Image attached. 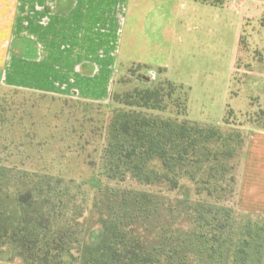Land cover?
Segmentation results:
<instances>
[{
    "label": "trees",
    "instance_id": "obj_1",
    "mask_svg": "<svg viewBox=\"0 0 264 264\" xmlns=\"http://www.w3.org/2000/svg\"><path fill=\"white\" fill-rule=\"evenodd\" d=\"M160 83L112 95L111 101L123 108L108 119L101 173L105 179L128 178L149 187L164 184L169 191L179 188L178 176L184 175L197 186L195 195L216 196L220 166L233 156L230 137L216 126L184 119L185 98L173 104L179 118L143 113L165 111V100L177 92L171 82ZM12 110L0 97V126L8 124ZM17 113L22 121L24 112ZM9 131L0 129V259L23 264H66L65 259L67 264H264L263 218L201 199L180 201L99 181L89 182L94 190L90 203L78 202L70 181L26 169L30 146L11 138L24 140L28 132L23 128L10 136ZM13 156L19 161L9 162ZM91 224L99 226L98 238L86 244Z\"/></svg>",
    "mask_w": 264,
    "mask_h": 264
},
{
    "label": "rangeland",
    "instance_id": "obj_2",
    "mask_svg": "<svg viewBox=\"0 0 264 264\" xmlns=\"http://www.w3.org/2000/svg\"><path fill=\"white\" fill-rule=\"evenodd\" d=\"M203 1L126 0L119 74L108 100L99 104L35 93L9 81L11 60L14 56L18 60L23 52L10 50L12 43L5 42L7 36L1 37L6 39L0 44L5 47L0 48V97L16 111L10 112L8 124L0 129L6 126L10 136L23 128L28 132L24 140L11 138L30 146L26 169L70 181L72 198L78 202L89 204L94 197L89 182L99 181L180 201L201 199L246 214L237 204L247 141L252 131H264V2ZM10 38L16 46L22 45V38ZM165 80L177 87L165 100L167 109L143 113L179 118L173 104L185 98L184 119L216 126L230 137L225 138L233 156L220 166L216 196L195 195L197 186L184 175L178 176L179 188L169 191L164 184L149 187L128 178L105 179L101 173L108 119L123 108L111 101L112 95L155 87ZM17 109L24 112L22 121ZM17 161L15 156L9 159ZM76 185L81 186L79 190ZM98 228H87L86 244L96 242ZM0 264L23 262L0 259Z\"/></svg>",
    "mask_w": 264,
    "mask_h": 264
},
{
    "label": "crops",
    "instance_id": "obj_3",
    "mask_svg": "<svg viewBox=\"0 0 264 264\" xmlns=\"http://www.w3.org/2000/svg\"><path fill=\"white\" fill-rule=\"evenodd\" d=\"M125 12L126 0H0V44L7 36L10 50L23 52L11 60L9 81L43 95L104 103L119 74ZM237 206L264 217L262 130L248 137Z\"/></svg>",
    "mask_w": 264,
    "mask_h": 264
}]
</instances>
